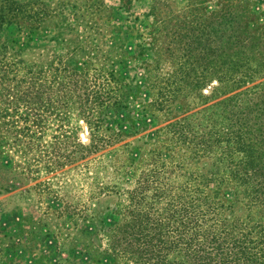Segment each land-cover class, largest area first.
Wrapping results in <instances>:
<instances>
[{"label": "rangeland", "instance_id": "rangeland-1", "mask_svg": "<svg viewBox=\"0 0 264 264\" xmlns=\"http://www.w3.org/2000/svg\"><path fill=\"white\" fill-rule=\"evenodd\" d=\"M15 1L36 2L44 15L39 13V25L30 19L31 29L0 28V55L16 72L14 78L8 74L9 85L22 73L40 79L57 73L61 79L73 69L76 78L86 80L88 90L101 98L110 93L121 107L114 124L108 125L118 133L116 140L97 142L99 148L92 152L74 148L76 140L88 145L95 127L88 128L73 105L64 110L66 119L47 120L51 132H65L64 142H45L51 138L44 134L30 147H24L25 142L15 146L1 123L8 117L0 118V185H15L0 191V264H118L101 251L105 237L102 231L89 234L91 226L98 222L107 226L110 218H116L126 191L157 153L165 162L169 155H176L170 151L163 126L203 106L185 113L178 108L167 113L149 107L155 89L147 87L146 77L157 70L166 76L179 59H185V55L178 58L185 54L183 44L193 40L185 62L198 71L209 64L198 76L199 90L208 97L205 105L263 82L264 0ZM234 63L257 73L244 86L226 92V85L219 87L217 78L223 76L229 82V66ZM240 71L231 76L243 77ZM8 89L0 93V110L8 106L11 112L12 103L5 102L17 94ZM22 98L15 110L43 117L40 99L30 94ZM188 102L197 103L192 97ZM99 111L108 119L111 109L100 107ZM38 118L36 125L17 119L15 126L39 129ZM105 123L100 125L101 134L108 128ZM80 132L86 138L83 142ZM60 152L70 153L74 161L45 172L44 161ZM26 165L36 171H27ZM82 226L87 232H81Z\"/></svg>", "mask_w": 264, "mask_h": 264}, {"label": "trees", "instance_id": "trees-1", "mask_svg": "<svg viewBox=\"0 0 264 264\" xmlns=\"http://www.w3.org/2000/svg\"><path fill=\"white\" fill-rule=\"evenodd\" d=\"M39 13L44 15L36 2L2 0L0 28L12 25L31 29L28 23L31 19L39 25ZM192 42L182 43L185 47L181 51L185 54L178 58L185 55V59H179L166 76L157 70L146 77L147 87L155 89L149 107L167 113L178 108L185 113L196 105L203 106L163 126L170 151L176 155H169L165 162L157 153L150 167L126 191L125 203L114 213L116 218H110L107 226L98 222L90 228L89 234L102 231L106 243L101 251L118 264H264V81L205 105L208 97L199 90L202 83L198 76L209 64L198 71L185 62ZM9 66L0 55V93L11 87L17 94L16 99L8 96L11 100L5 102L12 103L11 112L8 106L0 110V118H12L1 123L13 145L25 142L24 147H30L44 134L51 138L45 142H64L65 132L61 129L51 132L46 128L47 120L66 119L64 110L71 105L88 128L91 124L95 127L88 145L74 141L76 151L92 152L99 148L97 142L116 140L118 133L108 126L114 124V115L121 107L115 96L112 98L109 93L102 99L98 92L88 90L82 75L78 76L81 79L76 78L73 69L61 79L57 73L50 74L48 79L32 73L27 78L28 73L26 77L22 73L21 79L10 86ZM242 66L231 64L229 82L220 76L219 87L226 85V92H232L251 81L256 69ZM236 71L243 77L231 76ZM11 74L14 78L16 72ZM29 94L40 99L43 117L15 110L16 103L23 100L22 95ZM189 97L197 103L190 105ZM100 107L111 109L107 115L113 118H105ZM58 108L62 110L54 112ZM36 117L40 130L15 126L17 119L36 125ZM104 121L108 128L101 134L100 125ZM70 155L60 152L45 160L43 170L50 172L74 161ZM26 169L36 171L28 165ZM13 187L12 182H5L0 191ZM81 232H87L84 226Z\"/></svg>", "mask_w": 264, "mask_h": 264}, {"label": "water", "instance_id": "water-1", "mask_svg": "<svg viewBox=\"0 0 264 264\" xmlns=\"http://www.w3.org/2000/svg\"><path fill=\"white\" fill-rule=\"evenodd\" d=\"M79 138H80V140H81L82 142L86 140V138H85L83 132H80V133H79Z\"/></svg>", "mask_w": 264, "mask_h": 264}]
</instances>
